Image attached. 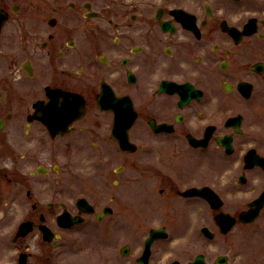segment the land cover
<instances>
[{
	"label": "flooded vegetation",
	"instance_id": "af4514ba",
	"mask_svg": "<svg viewBox=\"0 0 264 264\" xmlns=\"http://www.w3.org/2000/svg\"><path fill=\"white\" fill-rule=\"evenodd\" d=\"M5 1L0 264H85L92 219L104 243L140 241L130 264H168L156 248L182 212L206 238L264 197V0ZM82 162L91 182L71 176ZM92 193L144 207L122 217Z\"/></svg>",
	"mask_w": 264,
	"mask_h": 264
},
{
	"label": "rangeland",
	"instance_id": "374dc122",
	"mask_svg": "<svg viewBox=\"0 0 264 264\" xmlns=\"http://www.w3.org/2000/svg\"><path fill=\"white\" fill-rule=\"evenodd\" d=\"M1 1V0H0ZM6 3H14L6 0ZM96 167L92 163L82 162L76 167L71 168L72 178H82L83 181L91 182L95 174ZM101 209L105 204H109L118 209V213L122 217H126V209L130 204H137L143 206L144 200L142 199H127L120 198L116 200L99 198L93 193L89 199ZM184 210V209H182ZM188 220L192 226L185 227ZM20 216L9 215L6 216V232L14 230L15 225L18 223ZM179 218V217H178ZM189 214L185 212L180 214V224L182 228L178 230H171L174 234L171 243L161 244L156 248L158 258H163V261L170 263L174 259L181 261V264H188L200 253L205 254L210 264H216V259L219 256H228V264H264V217L258 219L251 225L236 227L228 235H221L215 226L212 231L216 234L213 241H209L203 237L200 231V222L195 221ZM126 219V218H125ZM87 226L86 234V251L84 252L85 264H130V260L121 255V249L128 243L136 246L140 243L137 239H128V230L123 227L117 235V240L112 243L99 239L96 236V230L100 228V224L95 219L90 221ZM126 224V221L124 222ZM98 228H95L94 226ZM159 224V223H157ZM155 224V225H157ZM138 230V233H141ZM136 233V232H135ZM111 246V247H110ZM100 248V250L98 249ZM112 255V259H109ZM10 260L7 257V262Z\"/></svg>",
	"mask_w": 264,
	"mask_h": 264
},
{
	"label": "water",
	"instance_id": "95a60500",
	"mask_svg": "<svg viewBox=\"0 0 264 264\" xmlns=\"http://www.w3.org/2000/svg\"><path fill=\"white\" fill-rule=\"evenodd\" d=\"M0 16H1V12H0ZM2 24H3V22L0 20V27L2 26ZM194 192H198V190H190L186 194H193ZM213 195L214 196H213V198L210 199V201H212V202L214 201L216 203L214 205L215 208H220L222 205L221 200L219 199V197L214 192H213ZM81 201H84L86 203L85 200H81ZM263 206H264V197L256 200L251 205L250 210L245 211V212L240 214V217H239L240 222H242L244 224L252 223L258 217L260 210L262 209ZM92 210H93V208L88 206V212H91ZM215 221H216V224L218 225L220 232L222 234H228L237 222L236 219L232 215L226 214V213H220L219 215H217L215 217ZM26 225L27 224L21 225V227H20L21 232H23V229L26 227ZM205 232L208 235V237H210V238H213L215 236L213 233H210L207 230H205ZM154 238H155L154 233H152V237L147 243V251L148 252H149L150 245H151L152 241L154 240ZM174 264H179V263L176 262ZM190 264H207V263H206L204 255H198L195 258V260L193 262H191ZM216 264H228V257L227 256L218 257V259L216 260Z\"/></svg>",
	"mask_w": 264,
	"mask_h": 264
}]
</instances>
